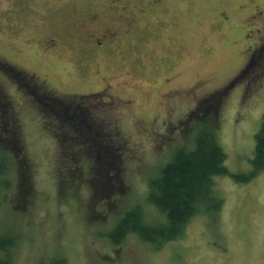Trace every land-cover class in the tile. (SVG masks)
Returning <instances> with one entry per match:
<instances>
[{
    "label": "rangeland",
    "instance_id": "obj_1",
    "mask_svg": "<svg viewBox=\"0 0 264 264\" xmlns=\"http://www.w3.org/2000/svg\"><path fill=\"white\" fill-rule=\"evenodd\" d=\"M97 4L99 0H0V58L48 78L47 87L70 103L90 111L98 104L90 121L104 140L91 139L93 146L118 139L123 147L122 190L88 212L89 169L98 165L97 157L77 161L82 179L74 188L68 176L74 160H60L57 138L46 124L56 120L41 113L31 99L33 89L0 70V97L3 91L10 95L13 114L20 119L12 123L18 136L8 145L21 147L32 180L29 203L17 206L19 172L2 141H9L10 126L1 125L12 114L2 115L0 108V166L7 167L6 174H0V189L9 183V189L0 192V234L16 235L13 264H264V170L248 182L218 177L222 208L200 214L182 238L159 249L135 234L118 245L111 238L119 218L134 206H142L148 220L165 222L146 200L149 183L179 149L195 147L201 130L214 125L231 173L252 171L255 136L264 120V68L249 92L244 85L253 77L251 70L264 67V49L261 60L256 56L260 64H253L246 77L223 94L214 123L212 114L193 121L192 112L231 81L245 63L244 49L250 53L264 34V18L248 20L257 7H264V0H165L143 15L137 13L143 3L131 0L125 4L128 10L116 17V30L132 32L108 52H95L76 38L82 25L94 32L110 26L106 17L96 24L87 21ZM52 37L58 39L56 50L46 49ZM97 71L116 76L106 96L113 106L89 98L103 86ZM40 97L47 101L49 96ZM109 133L116 140L107 137ZM3 159L11 160L1 165ZM62 177L66 190L60 188Z\"/></svg>",
    "mask_w": 264,
    "mask_h": 264
},
{
    "label": "trees",
    "instance_id": "obj_2",
    "mask_svg": "<svg viewBox=\"0 0 264 264\" xmlns=\"http://www.w3.org/2000/svg\"><path fill=\"white\" fill-rule=\"evenodd\" d=\"M259 64L260 61L256 65L258 66ZM0 70L7 72L6 64L1 58ZM17 77L14 76V79L16 80ZM21 83L26 84L27 89H33L30 92L34 95V98L31 95L30 97L37 103L41 113L50 118H54L56 120L55 124H59V126H54L55 124L51 122L46 123L57 138L61 154L60 160L67 158L69 160L72 157L75 161L71 159L73 161L71 163L75 168L68 174L69 178L71 177L70 179L74 181V188L80 184V180L82 179V173L77 166V161L81 160L82 157H87L91 160L93 156L97 157L98 165L95 168L90 165L89 169L90 177L88 186H90L91 196L87 211L91 213L96 203L102 199L109 202L114 192H120L122 190L121 187L124 182L121 171L123 147L120 141H117L118 139L116 140L115 137L112 138L110 136V133L107 137H111L116 142L113 141L108 144L98 143L93 146L94 142H91V139L99 137V139L104 140V134L97 131L93 121H90L92 111L95 110L98 112V104L93 103V110L90 111L88 107L70 103L69 99L55 94L41 82H33L32 75H24ZM24 92L26 93V91ZM223 94V92H219L210 101L206 100L201 102L199 107L192 112L194 113L192 116L193 121L197 116L212 114L215 116L214 123L221 110V97ZM41 95L49 96L48 100L44 101L40 97ZM86 103H89V101L84 102L83 99V104ZM79 106L80 108H78ZM0 108L2 115L8 114V112L12 114L11 120L7 121L6 116L4 122L1 123V125L8 124L10 126L8 128V136L10 138H7L9 141H2L5 142L4 146L15 157L12 161L15 163L17 171L19 172L17 206L26 207L29 203L27 198L32 192L30 164L25 158L21 147H17L14 150L12 146L8 145V143H12L13 137L18 136V130H15V126L12 124L15 122L13 120L15 117L13 112L15 113V111H12L7 100L3 97H0ZM70 109L72 113H69ZM86 113L90 115L86 116ZM98 120L97 122L101 123ZM16 123L18 124V122ZM198 125L202 124L199 123ZM212 126V129L201 130L198 133L195 139V147L192 150L179 149L175 153L172 161L162 168L160 175L152 179L149 183V192L146 200L152 203L160 214L165 216V222L161 223L160 221L153 222L148 220L145 217L142 206H134L119 218L116 229L111 234V238L116 245L124 242L127 236L131 234L137 235L142 241L152 244L156 249L161 248L170 241L182 238L186 233L188 225L194 218L207 212H217L222 208L223 199L217 193L216 188V179L218 177L232 176L238 181L248 182L264 170V120L259 132L255 136L256 145L252 159L253 169L250 173L244 175L231 173L225 165L227 154L218 143L214 125ZM73 146L76 147V152L72 151ZM9 160H1V165ZM6 171L7 167L5 165L0 166V174L5 175ZM66 184L65 177H62L60 188L66 190ZM5 187H2L0 192L2 189H9V183ZM15 237L16 235L14 234H0V264H13L11 260V249L17 245Z\"/></svg>",
    "mask_w": 264,
    "mask_h": 264
},
{
    "label": "flooded vegetation",
    "instance_id": "obj_3",
    "mask_svg": "<svg viewBox=\"0 0 264 264\" xmlns=\"http://www.w3.org/2000/svg\"><path fill=\"white\" fill-rule=\"evenodd\" d=\"M131 0H99V5L98 8L96 9L95 12H93V14H91L87 21L91 24H96L98 23V21L100 19H103L104 17L108 18L109 22H110V26L109 27H105L102 30L100 29L97 32L92 31L91 28L88 29L89 25H82L80 29H78V31L76 32V38L78 39V41L88 47L91 48L93 51L95 52H108L111 49H113L116 46L117 41H119V39L123 36H127L129 35L132 31H130V29L128 30H124V32H121L119 30H116V17H118L120 19V10H128L127 7L125 6L126 3H129ZM140 2L143 3V8H145L143 10V8H137V13L138 15H143L144 12H146L147 10H153L155 8H157L158 6L162 5V3L165 0H139ZM118 3H122V5H119ZM258 20V19H263L264 18V7L260 8L257 7L253 14L250 16V18L248 20H252V19ZM133 21H135V19H133ZM250 24L246 22V26H249ZM132 27V26H131ZM249 28L251 29V26H249ZM256 28L257 31L260 30V28L258 27H253ZM246 37L251 40V36L249 34L246 35ZM258 42H254L255 45L253 47V50H251V52L249 53L248 51L250 50V48H246L244 49V60L245 63L244 65L240 68V70L235 74V76L231 79V81L228 82V84H226L224 87H220L218 88L219 92H223V93H227L235 84V81L238 79H243L246 77V74H248V72L250 71V68L252 66H254L253 64L256 63L257 61V57H260L261 60V52L264 49V34L262 35V37L258 38ZM47 46L46 49H50V50H56V48L59 47V43H58V39L52 37L50 39H48V41L46 42ZM248 55V56H247ZM255 56V60L254 61H250L251 58ZM257 56V57H256ZM5 64H6V68H7V77L9 79L14 78V76H18L16 78V81L18 83L21 82L22 77L24 75H32L29 74L28 72H26L25 70H21L18 65L16 66L15 63L9 61V60H2ZM250 62V63H249ZM264 67H261L257 70L253 71L251 70V72L253 73V77H249L247 79V82L245 83V87L247 89V91L249 92L250 87H252V81L254 80V77H258L257 75L260 73L262 74V70ZM97 77H101V83H102V87L100 89H98V91L92 93V97L89 98H97L96 100H100L101 103H103L106 106H113L111 99H107L106 96H110L109 94V90L112 89V87L114 85H116V81L114 78H116L115 74L112 75H101L100 71L96 72ZM261 75H259L260 77ZM21 77V78H20ZM42 79V80H41ZM32 81H38L41 82L42 84L46 85L49 83V79L48 78H42V76H38L36 74L32 75ZM22 84V83H21ZM3 91V90H2ZM218 92V93H219ZM4 91L2 92V96L7 100L9 106L12 108V110L14 109V105H12L11 101H10V95L8 93H4ZM114 108V107H113ZM96 109V108H94ZM15 111V110H13ZM113 110H111L112 112ZM15 122H19L20 119L15 115L14 119Z\"/></svg>",
    "mask_w": 264,
    "mask_h": 264
}]
</instances>
